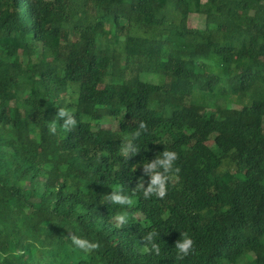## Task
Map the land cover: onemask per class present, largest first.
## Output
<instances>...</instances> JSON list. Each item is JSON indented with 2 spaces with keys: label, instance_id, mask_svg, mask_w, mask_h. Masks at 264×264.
<instances>
[{
  "label": "trees",
  "instance_id": "obj_1",
  "mask_svg": "<svg viewBox=\"0 0 264 264\" xmlns=\"http://www.w3.org/2000/svg\"><path fill=\"white\" fill-rule=\"evenodd\" d=\"M0 264H264V0H0Z\"/></svg>",
  "mask_w": 264,
  "mask_h": 264
},
{
  "label": "clouds",
  "instance_id": "obj_2",
  "mask_svg": "<svg viewBox=\"0 0 264 264\" xmlns=\"http://www.w3.org/2000/svg\"><path fill=\"white\" fill-rule=\"evenodd\" d=\"M57 117L63 120L62 128L66 131H70L73 129L76 124V118L74 114L65 108H60L57 114ZM140 129H146V124L145 122L140 123ZM140 129H137L135 133L133 134L134 138H138L141 135ZM49 131L52 134H55L57 131V124L56 121L53 120L49 124ZM131 147V141L127 142L121 147V152L127 153V151ZM164 156L166 157L165 160H159L158 163H160L165 170L166 175L156 173L153 175L151 184L147 189H144V182L141 179L139 185L137 188L134 190H143V196L145 199L150 198L151 194H155L157 197L163 199L167 195V185L169 181L172 179V174L176 173L178 174L180 169L179 168H174V162L178 159V154L175 151H166L164 153ZM156 164L153 163L152 165H146V170L148 168H155ZM109 200L112 203L119 204V205H130L132 203V200L122 194L119 191H112V193L109 195ZM118 221L121 223H124L126 220V217L124 215H120L116 217ZM156 235L155 232H150L144 237V242H145V251L152 253L154 252L156 255H159L160 253V247L158 244H156L153 240V237ZM182 240L178 241L176 243L175 249L177 250V259H183L184 257L188 256L191 251L194 248V240L188 235L187 232H182L181 233ZM70 238L72 240V244L85 251V252H91L93 250H97L100 247L99 243H93L90 242L86 239H83L75 234L70 235ZM151 245V247H148L147 245Z\"/></svg>",
  "mask_w": 264,
  "mask_h": 264
},
{
  "label": "rangeland",
  "instance_id": "obj_3",
  "mask_svg": "<svg viewBox=\"0 0 264 264\" xmlns=\"http://www.w3.org/2000/svg\"><path fill=\"white\" fill-rule=\"evenodd\" d=\"M203 22H204V19L200 15H197L196 13H192L191 14V17H190V20H189L190 26L202 27L203 26ZM193 111L196 114H200L202 112V110L199 107H193ZM210 144H212V143H210Z\"/></svg>",
  "mask_w": 264,
  "mask_h": 264
}]
</instances>
